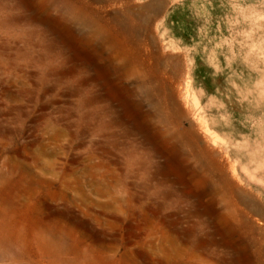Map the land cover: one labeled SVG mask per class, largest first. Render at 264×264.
<instances>
[{"label":"rangeland","instance_id":"374dc122","mask_svg":"<svg viewBox=\"0 0 264 264\" xmlns=\"http://www.w3.org/2000/svg\"><path fill=\"white\" fill-rule=\"evenodd\" d=\"M121 85L208 153L128 163ZM0 264H264V0H0Z\"/></svg>","mask_w":264,"mask_h":264},{"label":"bare ground","instance_id":"6f19581e","mask_svg":"<svg viewBox=\"0 0 264 264\" xmlns=\"http://www.w3.org/2000/svg\"><path fill=\"white\" fill-rule=\"evenodd\" d=\"M61 8H62L61 9L62 13L59 11L60 12V16L59 17H60L61 21H65L67 23H69V22L77 23L78 25H80L79 26L80 28H82L81 26H83L82 29H84V27L90 26L88 32L92 36H94V35H102L103 32L105 34H109L110 33V31L108 30L107 26L100 25V23L95 21L93 19V17L85 14V12H84L85 10L84 9L77 8V7H74V6H68V5H66V9H63V7H61ZM68 29H69V31H71L73 33V35H74V37H76V39L78 38V39H80V41L83 42V36L81 34H79L78 28L77 29L76 28L73 29L72 26H69ZM118 32L120 33V29L117 30V33ZM122 57H124V59H125V55H123ZM111 66H112V70L109 67L110 68L109 73H112V76H114L115 79H117L119 76H122V75L131 76L132 79L134 77L135 79L139 80L138 82L140 83V87L145 85V84H148L146 82L149 81L150 77H149V71L146 70V69H142V68H139L138 66H134V65H132L131 67L129 66L130 67L129 68L126 64L121 69H120V67L117 68L114 65H111ZM106 73H108V72H106ZM120 73H122V75H120ZM117 90L119 91L118 92L119 96H121V98H122V100L119 102V107L121 108V110H113L112 107H107V106H105L104 108L101 107L102 108V110H101L102 111L101 112L102 115H105V114L107 115L108 113H112L111 116H110V117H112V119H111V121H106L104 119L103 120L101 119L100 128H101L102 134H105V133L108 132V131L104 132L105 129H108V127H110V125H113V124H117V125L121 126V128H123L124 131H125V127H126V126L124 127V125L128 124V126H129L130 123L133 125L132 127L130 126V128H128L129 130L125 131L123 134L140 135L141 138H140V142H138V143H134V142H131L129 144L124 143V142H127V141L124 140L121 137H117L116 136L117 132L115 133L114 137L116 136L118 139L116 138L114 140H111L108 136L104 135L105 136L104 138L109 140V142H110V145H108L109 148H111V147L115 148V147H118V146L123 147V149H125V148L128 149L129 147L132 148V150L130 152L126 151V153L129 152L128 155L126 156L127 157L126 160L128 161V163L134 164V165L140 164V163L141 164L147 163L149 165L151 163V165H152L154 163L153 162L154 158H156V156L154 157V154L160 155V156H167V159H169L171 162L181 161L182 163L185 164V163H188L191 160H194L193 161V163H194V162H198V160L200 159V156H204L205 153H208L204 148L200 147L199 142H198V138L194 134V130H192V129L183 130L181 132V134L178 136L174 131H172V130L167 128L168 123H166V119H165V117H162L163 116L162 114L158 115L155 112L151 113L150 111H144V109H143V107H144V99L142 100L140 98V100L139 99L136 100L133 92H131L124 85L119 86V89H117ZM150 101H152V100L150 99ZM148 102H149V100H148ZM106 115H105V117H106ZM127 115H130V120H128L129 122H127L125 120V117ZM132 129L134 130L135 133L134 132H130V131H132ZM118 134H120V133L118 132ZM121 139H123L124 142L121 141ZM140 145L142 146V148L145 147L146 150L143 149L145 151V153H142L143 152L142 150H141L142 152H140V149L138 147ZM102 146L105 148L104 149L105 152L107 154H109V152L106 150V148H108L107 145L106 146L102 145ZM121 147H119V148H121ZM186 149H188V150H186ZM210 161H213V160H210ZM166 162H168V161H166ZM214 165H215L216 169H218L219 172L223 171L221 165H218L217 163H215ZM131 166H133V165H131ZM163 170H165V169H163ZM132 171L133 170H131V172ZM148 172H149L148 170L144 171V176H146V174ZM179 174H181V173H179ZM206 183L207 182H205V183L203 182V185H205ZM110 188H113V187L111 186ZM205 191H207V189ZM228 192H229V189H228ZM230 193H231V191H230ZM207 194H209V193L207 192ZM104 195H106V194H104ZM210 198H212V197H210ZM200 199H202V198H200ZM114 200L117 201L118 205H119V203H121V200L123 201V199H119L117 197ZM210 202H212V200ZM262 251H263V248L260 247V255H261Z\"/></svg>","mask_w":264,"mask_h":264}]
</instances>
